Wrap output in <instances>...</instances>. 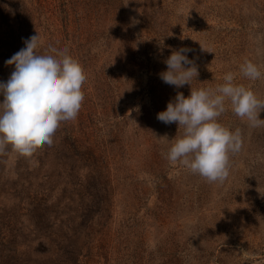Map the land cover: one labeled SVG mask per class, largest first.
I'll use <instances>...</instances> for the list:
<instances>
[{"label":"rangeland","instance_id":"rangeland-1","mask_svg":"<svg viewBox=\"0 0 264 264\" xmlns=\"http://www.w3.org/2000/svg\"><path fill=\"white\" fill-rule=\"evenodd\" d=\"M37 34L80 62L85 99L51 145L0 151V264H264V126L225 102L242 147L221 183L172 164L183 128L157 119L229 72L264 101L240 72L264 74V0H0V81ZM180 48L199 75L177 89L159 73Z\"/></svg>","mask_w":264,"mask_h":264},{"label":"clouds","instance_id":"clouds-1","mask_svg":"<svg viewBox=\"0 0 264 264\" xmlns=\"http://www.w3.org/2000/svg\"><path fill=\"white\" fill-rule=\"evenodd\" d=\"M25 47L5 61L15 69L6 82L0 81V151L7 145L25 154L53 143L61 122L77 118L84 101L82 86L87 77L80 62L67 48L43 45L39 35L24 40ZM191 49L180 48L164 61L167 70L160 79L177 89L190 85L199 73L188 58ZM190 65V66H189ZM188 66V67H186ZM240 72L249 80L264 77L259 67L245 60ZM233 73L223 77L224 83L212 88L193 89L186 98L177 92L166 110L157 114L165 124L177 123L183 128L166 154L172 163L187 167L208 182H221L229 175L230 153L242 147L241 132H234L218 122L225 111V102L252 127L264 126L259 114L264 101L250 88L234 82ZM197 80V79H196Z\"/></svg>","mask_w":264,"mask_h":264}]
</instances>
